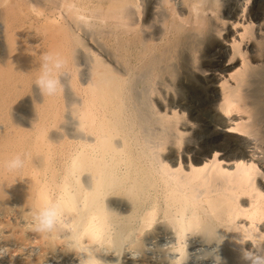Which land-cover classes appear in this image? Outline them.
Listing matches in <instances>:
<instances>
[{
  "label": "bare ground",
  "instance_id": "bare-ground-1",
  "mask_svg": "<svg viewBox=\"0 0 264 264\" xmlns=\"http://www.w3.org/2000/svg\"><path fill=\"white\" fill-rule=\"evenodd\" d=\"M45 53L66 62L53 95ZM0 217V264L264 252V0H0Z\"/></svg>",
  "mask_w": 264,
  "mask_h": 264
},
{
  "label": "clouds",
  "instance_id": "clouds-1",
  "mask_svg": "<svg viewBox=\"0 0 264 264\" xmlns=\"http://www.w3.org/2000/svg\"><path fill=\"white\" fill-rule=\"evenodd\" d=\"M65 59L59 54L45 53L41 59V71L36 80L43 94H55L61 87V81L58 78V73L64 69ZM6 168L10 171L21 169L24 166V161L16 156L6 162ZM62 217V205L59 202L46 204L45 206L34 211L32 215L34 229L40 232H52L60 223ZM219 257V256H217ZM216 259V264H220V257ZM244 258L249 261V264H264V252H244ZM176 259L182 264L179 254Z\"/></svg>",
  "mask_w": 264,
  "mask_h": 264
},
{
  "label": "rangeland",
  "instance_id": "rangeland-1",
  "mask_svg": "<svg viewBox=\"0 0 264 264\" xmlns=\"http://www.w3.org/2000/svg\"><path fill=\"white\" fill-rule=\"evenodd\" d=\"M245 20V19H244ZM243 20V21H244ZM242 24H240V25H237V27L242 31V29L244 28V27H242V26H244V25H242ZM241 27V28H240ZM237 28V29H238ZM237 35H240V31L237 33ZM240 37V36H239ZM253 40V39H252ZM252 40H251V42H252ZM227 44L228 45H230V43H228L227 42ZM231 62L229 61L228 62V60L226 61L225 60V64L227 65V66H229V64H230ZM219 73V72H218ZM229 72H226L225 73V75H227ZM223 76H224V74L222 75H219V79H221V80H223L222 78H223ZM228 76V75H227ZM228 78H230V76H228ZM231 81H233V80H231ZM220 81H218L217 83H216V86H218V85H221V82L219 83ZM220 87V86H219ZM219 98L221 97V94H220V89H219ZM217 99H218V97H216ZM18 114H20V113H18ZM224 115V114H223ZM243 115H244V117H245V114H240V113H237V112H235V113H233V117L235 118V119H237V121H239V118L240 117H243ZM229 118V117H228ZM228 118H227V120H226V122H225V124H224V130H226L227 131V133L228 134H230V135H237V134H241L242 135V137H247L245 134H242L241 132H238V131H235L234 129H232V128H229V125L230 124H232L231 126H233L235 123H236V121H232V122H229L228 121ZM241 121V120H240ZM235 122V123H234ZM190 135L189 134H187V135H185V137L186 138H188ZM249 137V136H248ZM249 139H251V137H249ZM254 140H252L251 139V144L249 145V148H248V150L250 151V152H253V151H257V154L255 155L256 157L255 158H259V157H261L260 155V153H261V151L259 150L258 151V149H254V148H252L253 146L252 145H254ZM259 152V153H258ZM225 166H227V167H231L232 166V164H233V162H227V161H223L222 162ZM187 164H188V162H187ZM261 175V174H260ZM259 175V177H258V180H262V178H261V176ZM245 199H248V197H245ZM1 222H3V223H6V221H5V219H1V217H0V223ZM264 223V222H263ZM263 223H261V225L263 224Z\"/></svg>",
  "mask_w": 264,
  "mask_h": 264
}]
</instances>
